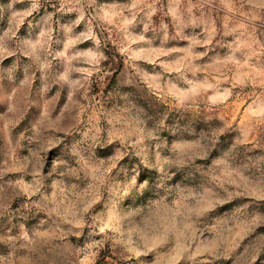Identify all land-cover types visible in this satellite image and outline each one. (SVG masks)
I'll list each match as a JSON object with an SVG mask.
<instances>
[{"label": "rangeland", "instance_id": "1", "mask_svg": "<svg viewBox=\"0 0 264 264\" xmlns=\"http://www.w3.org/2000/svg\"><path fill=\"white\" fill-rule=\"evenodd\" d=\"M0 264H264V0H0Z\"/></svg>", "mask_w": 264, "mask_h": 264}]
</instances>
